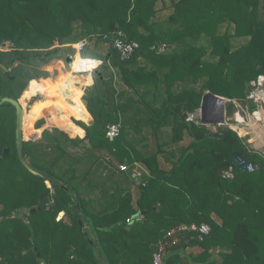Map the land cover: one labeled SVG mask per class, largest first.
<instances>
[{
	"label": "trees",
	"instance_id": "1",
	"mask_svg": "<svg viewBox=\"0 0 264 264\" xmlns=\"http://www.w3.org/2000/svg\"><path fill=\"white\" fill-rule=\"evenodd\" d=\"M263 7L264 0H0V46L12 43L0 48V99L23 101L37 90L47 97L24 111L29 135L50 98L59 118L90 117L77 79L67 78L87 79L69 71L70 44L84 39L79 55L102 61L83 90L92 118L76 120L82 138L53 127L23 140L24 158L50 178L19 161L15 107L0 105V154L8 148L0 160V264H154L160 243L162 264H264L262 149L227 126L186 121L206 92L226 98L229 114L234 103L254 106L247 95L250 80L264 74ZM118 33L139 45L128 59L113 46ZM51 66L56 80H36ZM112 123L119 132L109 139L102 126ZM237 157L255 169L235 167L223 178ZM200 223L210 226L202 239L183 232L170 244L171 229Z\"/></svg>",
	"mask_w": 264,
	"mask_h": 264
},
{
	"label": "built area",
	"instance_id": "2",
	"mask_svg": "<svg viewBox=\"0 0 264 264\" xmlns=\"http://www.w3.org/2000/svg\"><path fill=\"white\" fill-rule=\"evenodd\" d=\"M74 45L76 46L77 49L83 46L82 42L75 43ZM113 46L119 52L121 59H128L134 53V51L138 48L139 45L137 42L129 41L127 40L126 37H124V35H122L121 33H118V35L113 39ZM162 46L164 47V44ZM11 47H12V43L10 41H5L0 46L2 50H9ZM81 59L82 60H96V58H83V57H81ZM99 61L100 63L95 65L92 68H90L91 66L90 64H88L86 68L80 69V71H82L81 73L85 74L88 71L92 72L95 68H97L101 64L102 61L101 60ZM249 85H250V90L247 95V99L254 106L250 107V105L247 104L244 107H241L239 104L234 103L235 106L242 111V115L244 117L243 121H234L232 119H227L226 109H224L225 123L223 125L217 124V126H227L231 128L233 131L237 133L238 136H241V137L248 135L250 132L254 133V135L256 133L255 130H253L250 119H252L254 122L264 127V74H259L254 79L250 80ZM186 121L201 122L200 117H199V109L196 110L194 113L187 115ZM245 126L249 127L251 131L246 130ZM105 130H106V136L109 139H113L119 132V125L115 123L109 124L108 126H106ZM261 147H262V152L264 154V143L262 142H261ZM235 167H243L244 170L248 172H251L255 169V165L252 162L247 161L241 157H237L235 158L233 164H230L226 169L222 171L221 176L225 179H231L234 175ZM120 168L126 169V166L121 165ZM183 232L196 233L198 237L202 239L205 235H207L210 232V226L207 223H200L199 225H196V224L178 225L176 228L171 229L167 233V238H169L170 244H175L177 242V237L175 235H177L178 233H183ZM166 244L167 243H160L157 251L154 252L153 254L154 264H162V252L165 249Z\"/></svg>",
	"mask_w": 264,
	"mask_h": 264
},
{
	"label": "water",
	"instance_id": "3",
	"mask_svg": "<svg viewBox=\"0 0 264 264\" xmlns=\"http://www.w3.org/2000/svg\"><path fill=\"white\" fill-rule=\"evenodd\" d=\"M70 59L67 58V61ZM4 102H8L15 107L16 111V125H15V137H16V149L17 156L22 165L31 173L50 178L51 174H45L38 169H34L24 158L23 155V117H24V109L23 105L19 100H15L9 97H3L0 99V105ZM224 98L218 95H215L211 92H206L201 100L200 108H199V117L203 124L207 125H223L225 123L224 118ZM103 129L106 128L105 125L102 126ZM34 140V137H31ZM8 155V148L5 147L0 154V160ZM35 209H32L34 211Z\"/></svg>",
	"mask_w": 264,
	"mask_h": 264
},
{
	"label": "rangeland",
	"instance_id": "4",
	"mask_svg": "<svg viewBox=\"0 0 264 264\" xmlns=\"http://www.w3.org/2000/svg\"><path fill=\"white\" fill-rule=\"evenodd\" d=\"M169 12H170V9H165V10H163L161 13H160V16L159 17H156V19H159V18H164V17H166L168 14H169ZM263 14H264V7H263ZM78 42H82V44H83V46H81V48H76V46L74 45L75 43H78ZM75 43H72V44H70L71 45V47L73 48V49H75V51H73V52H71L68 56H67V58H69L70 60H72L73 59V62H74V60L76 59V52H78L79 54H80V51H82V49L84 48V46H85V40L84 39H81V40H79V41H77V42H75ZM234 43L235 44H238L239 43V41L238 40H235L234 41ZM73 54V55H72ZM75 54V55H74ZM73 57H72V56ZM78 55V54H77ZM73 64V63H72ZM71 73L73 72V70H72V65H71V67H70V70H69ZM68 71V72H69ZM76 73L77 72H79L80 73V75L82 74L81 72L82 71H80V70H78V71H75ZM74 72V73H75ZM83 77H86L87 79H83V81L81 80V81H76V85L78 86V87H80V88H83L82 90H84V87H86V86H88V85H90V84H92L93 83V81H94V78H93V75H92V73L90 72V71H88V72H86L84 75H82ZM54 78V80H56V78L55 77H53ZM67 78H69V79H75L73 76H68L67 75ZM32 82V81H31ZM37 91H39L40 93H42V96L44 97V99H47V97H46V95L43 93V91H41V90H37ZM83 93H84V91H83ZM83 95V94H82ZM81 95V96H82ZM42 96H39L38 97V95H36V97H34V99H38V100H43V97ZM221 97H223V96H221ZM224 98V97H223ZM28 99H30V98H28ZM51 99V103L49 104V106L52 108V109H55L56 110V116H54V126L53 127H58V128H61V129H63V130H66V132L68 133V135H69V137H71V138H75V137H83L84 136V134H85V131H84V129L79 125V124H77L76 123V120H81V119H78V118H75V116L74 115H71L69 118H68V122L67 123H65L64 121H62V120H60V119H58L59 118V116H60V109H59V107L58 106H56V104H55V101H56V99L55 98H50ZM26 101H27V99H25ZM25 100H23V102L25 101ZM29 101V100H28ZM68 102H71V98H67V103ZM226 103V98H224V104ZM29 104V103H28ZM233 108H234V110H235V107H234V105H233ZM228 115H230L229 113H227ZM227 115V116H228ZM82 121L84 122V123H89L90 121H91V118L89 117V119L87 120V121H85V120H83L82 119ZM250 122H251V124H252V126H253V130L255 129L256 130V132H258L257 133V135L259 136L258 137V140H256L255 138H254V133H252V132H250L247 136L249 137V139H248V142L249 143H252L257 149H262V147H261V142L262 143H264V127H262L260 124H258V123H256V122H254L252 119H250ZM28 122H26L25 123V126H26V124H27ZM29 124V123H28ZM217 126V125H216ZM216 126L215 125H211V126H209V127H211V129H213V130H215V128H216ZM27 127V126H26ZM52 127V128H53ZM73 127H77L78 129H80V130H76L74 133L72 132V128ZM246 127V126H245ZM245 129H247V130H250L251 131V129L249 128V127H246ZM29 131H33V123L31 124V125H29V129H28ZM74 130V129H73ZM29 135V134H28ZM46 185L48 186V187H50V183L49 182H47L46 183ZM50 190H51V192L53 191L52 190V188L50 187ZM63 216V213H60L59 215H58V218H61ZM20 255V254H19Z\"/></svg>",
	"mask_w": 264,
	"mask_h": 264
},
{
	"label": "crops",
	"instance_id": "5",
	"mask_svg": "<svg viewBox=\"0 0 264 264\" xmlns=\"http://www.w3.org/2000/svg\"><path fill=\"white\" fill-rule=\"evenodd\" d=\"M76 56H77V54H76ZM78 56L79 57H77L76 59H75V61L73 62V64H72V70H73V72H75V71H78V70H80V69H82V68H86L87 67V65L88 64H90V68H92V67H94L95 65H97V64H99L100 63V61H99V59L96 61V60H82L81 59V56L78 54ZM49 72H50V76H47V77H41V78H38V79H36V80H39V79H42V78H50V77H55L56 78V70H54V68H53V66H51V67H49L48 69H47ZM74 75L76 76V75H78V76H82V75H80L79 74V72H75L74 73ZM83 77V76H82ZM54 79V78H53ZM75 79H77V81H83V79L82 78H80V79H78V78H75ZM36 80H33V81H36ZM72 85H74V87H76V88H79L80 89V91H81V93L83 94V88H80V87H78L77 85H76V81H74L73 82V84ZM81 94V95H82ZM36 95H41L42 96V93H40L39 91H36L33 95H31L30 96V99H27V101L25 100L24 102L21 100V98H20V102H21V104L23 105V109H24V111H25V109L26 108H28V103L29 102H31V101H33V102H37V101H45L46 99H44V97H43V100H38V99H34V97H36ZM29 100V101H28ZM80 101H81V104H82V106L84 107V109H85V111H86V113L90 116V118H92L91 117V115H90V113L87 111V109H86V107H85V105H84V103H83V101H82V96H80ZM23 111V112H24ZM60 112V114H61V111H59ZM56 114V110L55 109H52L50 106H48V108L47 109H45L34 121H33V131H35V133L33 134V135H28V132H26V130H25V123H26V121H25V117H23V140H28V139H30L31 137H34V139H37V138H40L41 137V134H42V131L45 129V128H52L53 126H54V116H56L55 115ZM40 118H42V121H41V123H40ZM76 118V117H75ZM60 120H62V121H64L65 123H67L68 122V119L66 118V117H60L59 118ZM39 120V123H40V126L39 127H36V121H38ZM82 120V119H81ZM28 122V121H27ZM253 127V126H252ZM74 129V130H73ZM76 130H80V129H78L77 127H73L72 128V132L74 133ZM247 130V129H246ZM255 130V129H254ZM66 131V130H65ZM255 132H256V130H255ZM257 133L258 132H256L255 133V135H254V138L257 140V138L259 137L258 135H257Z\"/></svg>",
	"mask_w": 264,
	"mask_h": 264
},
{
	"label": "bare ground",
	"instance_id": "6",
	"mask_svg": "<svg viewBox=\"0 0 264 264\" xmlns=\"http://www.w3.org/2000/svg\"><path fill=\"white\" fill-rule=\"evenodd\" d=\"M234 107H235V110L233 109V111H232V113L230 115H228L226 113V118L227 119H232L234 121H243L244 117L242 115V111L240 109H238L235 105H234Z\"/></svg>",
	"mask_w": 264,
	"mask_h": 264
}]
</instances>
